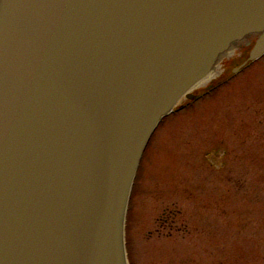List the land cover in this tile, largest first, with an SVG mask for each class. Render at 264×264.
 Instances as JSON below:
<instances>
[{"label":"water","instance_id":"1","mask_svg":"<svg viewBox=\"0 0 264 264\" xmlns=\"http://www.w3.org/2000/svg\"><path fill=\"white\" fill-rule=\"evenodd\" d=\"M255 34L264 0H0V264H128L153 131Z\"/></svg>","mask_w":264,"mask_h":264},{"label":"rangeland","instance_id":"2","mask_svg":"<svg viewBox=\"0 0 264 264\" xmlns=\"http://www.w3.org/2000/svg\"><path fill=\"white\" fill-rule=\"evenodd\" d=\"M132 194L130 264H264V58L165 117Z\"/></svg>","mask_w":264,"mask_h":264},{"label":"flooded vegetation","instance_id":"3","mask_svg":"<svg viewBox=\"0 0 264 264\" xmlns=\"http://www.w3.org/2000/svg\"><path fill=\"white\" fill-rule=\"evenodd\" d=\"M237 56V55H236ZM235 56V57H236ZM264 57V55L262 56ZM261 57V58H262ZM260 58V59H261ZM260 59L256 60V61H252L249 65L250 67H253V65H255V62L259 61ZM239 64V62H238ZM241 64V63H240ZM239 64V65H240ZM236 78V76H234V74L230 75V74H225L224 76H222L221 78H218L217 81L214 82H210L206 85V87L204 88V92H203V98L208 97L209 95H211L214 91H216V89H220L222 86H224L226 83H228L230 80Z\"/></svg>","mask_w":264,"mask_h":264},{"label":"bare ground","instance_id":"4","mask_svg":"<svg viewBox=\"0 0 264 264\" xmlns=\"http://www.w3.org/2000/svg\"><path fill=\"white\" fill-rule=\"evenodd\" d=\"M256 39H257V35L255 34L254 36H253V38L250 40V42L247 44V46L244 48V50L240 53V55L241 56H246L247 54H249V52H250V50L252 49V47H253V45L255 44V42H256ZM264 57H262L260 60H262ZM232 59V58H231ZM256 63V62H255ZM161 126V124L159 125V127ZM159 127L156 129V131H155V133L153 134V136H152V138H151V140L153 139V137H154V135L156 134V132H157V130L159 129ZM151 140H150V142H151ZM150 142H149V144H150ZM149 144H148V146H147V149H148V147H149ZM146 149V150H147ZM145 154V153H144Z\"/></svg>","mask_w":264,"mask_h":264}]
</instances>
